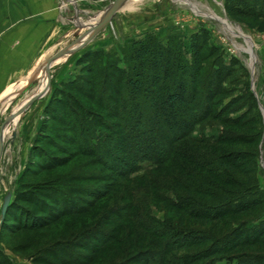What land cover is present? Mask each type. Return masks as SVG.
I'll return each mask as SVG.
<instances>
[{"label":"rangeland","instance_id":"374dc122","mask_svg":"<svg viewBox=\"0 0 264 264\" xmlns=\"http://www.w3.org/2000/svg\"><path fill=\"white\" fill-rule=\"evenodd\" d=\"M54 1L41 57L0 103V264H264L256 259L264 257L261 229L234 233L261 213L264 220V200L217 221L193 214L264 193V1L140 0L38 75L118 0ZM149 36L164 46L177 40L190 60L193 45L202 47L200 110L210 114L180 142L155 128L149 103L128 87L130 52ZM234 154L255 167L260 187L228 169ZM223 173L232 184L217 179ZM9 193L21 220L7 218L10 231L2 228ZM198 232L221 239L220 249L248 243L212 259L215 243H200Z\"/></svg>","mask_w":264,"mask_h":264},{"label":"trees","instance_id":"16d2710c","mask_svg":"<svg viewBox=\"0 0 264 264\" xmlns=\"http://www.w3.org/2000/svg\"><path fill=\"white\" fill-rule=\"evenodd\" d=\"M257 13L262 14L263 11L262 13ZM200 46V44L193 45L194 55L190 60L183 51V45L177 40H173L170 45L164 46L158 42L154 36H149L146 40L135 43L130 52L131 59L135 62V65L133 66L134 68L129 73L131 74L128 79L130 92L136 97L142 95L147 100L154 120L157 122V124H155L156 127H154L156 129L158 128L157 130L160 131L165 128L168 133H170V136L168 135L169 138L175 142H180L183 139L189 138L202 119L210 114V109L207 110V107H204V112H201L200 110L202 106L200 103V98L202 96L201 89L203 86L201 75L204 69L201 66L202 61L199 57L200 50L202 49ZM204 142L206 141L202 140L199 143ZM174 155L175 153L173 156ZM177 155L178 154H176V156ZM173 156H168L165 159H162V163L169 162ZM233 157L236 158V161L232 163L231 167L228 169L233 171V174L240 173L247 179L251 187H260V180L256 177L255 167L250 169L242 167L244 160L242 159L241 154H234ZM209 162L211 161L207 159V161L202 164H200L201 162L196 164L198 167H202ZM209 173L212 174L213 169H211ZM206 177V179H208L209 176ZM216 177L217 179L222 180L223 184L230 185L228 183L231 181L225 179L224 173L219 174ZM235 184L240 187L242 185L241 180L239 182L233 181V185ZM219 187L218 189L220 190ZM205 192L207 191L205 190L203 194H206ZM246 193L243 192V197L234 201L233 206L223 204L218 208L207 207V209L205 208L204 210L200 208V210H196L193 214L198 217V221L206 223V221L220 220L222 217L230 215V213H246L249 212V210L257 209L260 206V203L264 200V193L262 192V194L256 198H253L251 197V194L247 195ZM234 195L235 193L233 196ZM246 199L252 200L246 201ZM13 204L14 202L10 204L6 212L5 220L2 223V228H8L9 231L13 230V226L8 224L7 218L12 216L15 220L21 222L19 216L16 215L17 212L13 210ZM261 215L262 213L255 219L258 224H254V221L252 220H246L244 224L240 225V227L234 231L235 235L242 230L249 228L253 230L261 229L259 234L263 235L264 220H260ZM261 225H263V228H261ZM27 226L33 228L36 227L34 225L31 226L30 224H27ZM195 235H197L196 237H199L200 243H208L210 241L215 243L207 253L208 257L212 259L224 255L225 251H234L247 242L237 241L234 245L230 244V246H224L220 249L217 247V244H219L221 239L215 240L214 236L200 232ZM232 237L233 236L230 235L225 239L228 240ZM199 242L197 244L194 242L192 245L196 246L200 244ZM256 259L260 260V263L264 262V257L259 256ZM178 263L190 264L185 260H178ZM165 264L170 263L167 262ZM212 264H217V261H213Z\"/></svg>","mask_w":264,"mask_h":264},{"label":"crops","instance_id":"0c3cea01","mask_svg":"<svg viewBox=\"0 0 264 264\" xmlns=\"http://www.w3.org/2000/svg\"><path fill=\"white\" fill-rule=\"evenodd\" d=\"M57 17L54 0H0V98L33 71Z\"/></svg>","mask_w":264,"mask_h":264},{"label":"water","instance_id":"95a60500","mask_svg":"<svg viewBox=\"0 0 264 264\" xmlns=\"http://www.w3.org/2000/svg\"><path fill=\"white\" fill-rule=\"evenodd\" d=\"M127 0H118L115 4L114 7L110 10V12L105 16L104 20L97 24L93 30L87 35V39L84 40L83 42H78L75 45L69 47L66 51L63 53L57 55L55 58H53L51 61H49L47 68L49 69L53 64H55L57 61L64 57H70L74 55L76 52H78L80 49H82L84 46H86L88 43H90L96 36L97 34L104 28V26L111 21L112 17L117 13V11L124 5V3ZM37 73H34L28 80H26L22 84V90L32 81L34 76H36ZM3 96L0 98V103L2 102ZM12 200V194L9 193L4 200L3 207H2V219L5 217L6 212L10 206Z\"/></svg>","mask_w":264,"mask_h":264},{"label":"bare ground","instance_id":"6f19581e","mask_svg":"<svg viewBox=\"0 0 264 264\" xmlns=\"http://www.w3.org/2000/svg\"><path fill=\"white\" fill-rule=\"evenodd\" d=\"M138 3H140V0H130V1L127 0V1L124 3V5H123L122 7H123V9L133 10V9L135 8V6H136ZM113 7H114V5H113ZM113 7H112V8H113ZM112 8H111V9H112ZM111 9H110V10H111ZM109 12H110V11H109ZM107 14H108V13H107ZM107 14H105L104 17L102 18V20L99 21L98 23H96V25L99 24V23H101V22L104 20V18H105V16H106ZM96 25H95V26H96ZM87 37H88V36H87ZM87 37H86L84 40H86ZM84 40H82V41H80V42H83ZM67 58H68V57H64V58L60 59L59 61H57L55 64L62 63V62H64L65 60H67ZM55 64H54V65H55ZM46 70H47V67H45V69L41 70V71L39 72L38 75L45 74V73L47 72ZM16 87H18L17 90L20 91V90L22 89V84L16 85L15 88H16ZM8 91H9V90H8ZM6 93H7V92H6ZM6 93H5V95H6ZM5 95H3V99L5 98ZM16 95H17V94H16ZM16 95H15V96H16ZM15 96H14V98H15ZM14 98H13V99H14ZM3 99H2V100H3ZM4 107H5V106H4Z\"/></svg>","mask_w":264,"mask_h":264}]
</instances>
